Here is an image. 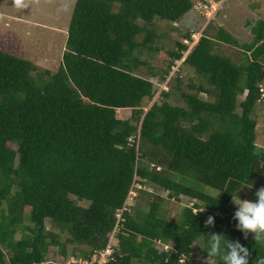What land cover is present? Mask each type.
Masks as SVG:
<instances>
[{"label":"trees","instance_id":"1","mask_svg":"<svg viewBox=\"0 0 264 264\" xmlns=\"http://www.w3.org/2000/svg\"><path fill=\"white\" fill-rule=\"evenodd\" d=\"M192 6L75 0L53 73L34 72L32 61L0 50V264H58L47 259L51 246L62 264H85L112 234L116 244L104 264H190L193 243L210 233L238 240L250 252L248 264L264 258V245L251 233L245 239L229 214L232 199L255 201L264 187L254 117L264 100V20L254 21L252 40L243 43L207 25L182 62L201 80L181 92L184 105L167 100L181 87L179 73L167 80L160 103L142 105L154 85L135 71L146 65L143 52L158 49L153 20L179 22ZM220 42L241 47L240 60L214 52ZM187 49L173 42L159 81ZM121 109L130 115L119 116ZM134 182L194 202L169 219L161 211L165 197L138 188L145 199L127 206ZM209 216L214 226L206 227ZM207 247L206 240L205 257Z\"/></svg>","mask_w":264,"mask_h":264},{"label":"rangeland","instance_id":"2","mask_svg":"<svg viewBox=\"0 0 264 264\" xmlns=\"http://www.w3.org/2000/svg\"><path fill=\"white\" fill-rule=\"evenodd\" d=\"M193 4H197L200 0H191ZM75 0H30L26 8H17L13 0H0V50L13 54L18 57L26 58L33 62L36 71L42 72L44 69L55 72L61 63L62 52L65 45L67 27L70 20L71 12ZM257 19L264 20V0H224L217 12L206 21L197 11L191 8L179 22L168 23L167 21L154 19L156 32L161 34L157 38L154 46L158 49L152 54L143 52L141 59L145 60L146 65H141L136 74L149 78L154 85L153 96L144 98L142 105L147 109L153 102L160 103V92L164 88L170 89L167 85V79L170 77L172 81L176 73L182 80L180 89L171 88L172 95L167 100L173 104L184 105V99L181 92H188L187 84L189 82L199 83L200 77L196 74L192 67L182 65L186 54L199 40L203 29L208 25L209 32H216L218 27L227 30L234 36L239 43L250 42L252 40L251 26ZM190 33L191 40L184 39V35ZM175 40H183L187 42L188 49L184 52L182 58L170 69L169 75L165 80L159 81L158 73L167 67L169 56L167 50L173 45ZM241 47L237 48L222 42L213 47V51L229 56L234 61H239L241 56ZM34 72L32 74H34ZM155 72L156 74H151ZM264 88V82L262 83ZM203 99H208L204 93H199ZM243 95L237 97L238 101L243 99ZM119 116L128 117L129 109H121L118 111ZM254 117L257 120V139L256 145L264 148V100L257 104ZM141 188L145 191L159 193L165 197L161 211L169 219L177 218L181 206L191 205L194 200L180 196L178 200L168 199L167 191H161L158 187L145 182L143 185L134 182L130 194L125 201L127 206H140L145 197L141 194L138 196L137 189ZM212 194L217 192L208 189ZM238 198L230 201V213L234 214L237 206L233 203ZM86 205L85 201L79 202ZM46 227H50V223L46 221ZM57 231V230H56ZM22 236V231L18 230L15 238ZM208 235H203L192 245V255L188 259L190 264H215L210 257H205L204 243L208 239ZM116 244V239L112 238L111 247ZM84 249L83 246L80 249ZM164 248V246L162 247ZM71 249V246H68ZM47 259L54 260L58 264H62V260L56 253V247H50L47 253ZM80 261L78 258L68 257L67 262ZM84 262V261H82ZM85 263V262H84ZM67 264V263H66Z\"/></svg>","mask_w":264,"mask_h":264},{"label":"clouds","instance_id":"3","mask_svg":"<svg viewBox=\"0 0 264 264\" xmlns=\"http://www.w3.org/2000/svg\"><path fill=\"white\" fill-rule=\"evenodd\" d=\"M29 2L30 0H13L17 8H26ZM255 197V201L239 198L238 201L233 200L237 206L233 219L237 221L236 228L243 233L245 239L251 233L255 243L264 245V187L256 191ZM199 212L201 211L197 213ZM213 219L209 216L205 226H214ZM207 238V256L218 258L221 264H248L250 252L238 240L231 241L223 233H210ZM256 264H264V258L257 260Z\"/></svg>","mask_w":264,"mask_h":264},{"label":"built area","instance_id":"4","mask_svg":"<svg viewBox=\"0 0 264 264\" xmlns=\"http://www.w3.org/2000/svg\"><path fill=\"white\" fill-rule=\"evenodd\" d=\"M223 1L224 0H200L197 4H193L192 8L208 21L217 12ZM130 192L131 190L129 191V194ZM112 238L113 234L110 236L106 247L99 251L98 254L93 255L91 262H85V264H104L112 252V247L110 245ZM166 247L167 246L165 245L164 248Z\"/></svg>","mask_w":264,"mask_h":264}]
</instances>
